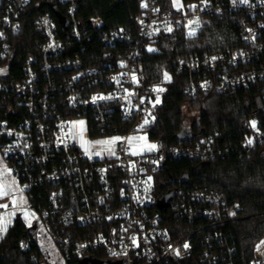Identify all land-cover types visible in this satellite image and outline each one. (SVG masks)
Returning <instances> with one entry per match:
<instances>
[{"label": "built area", "instance_id": "obj_1", "mask_svg": "<svg viewBox=\"0 0 264 264\" xmlns=\"http://www.w3.org/2000/svg\"><path fill=\"white\" fill-rule=\"evenodd\" d=\"M171 1L172 8L164 9L160 0H141L139 26L132 31L99 30L80 21L76 0H1L0 62L14 49L24 13L34 11L40 34L38 51L25 58L19 77L0 64V91L14 94L17 105L11 109L15 121L0 122V154L21 184L19 208L38 218H30V233L19 246L26 251L36 244L42 254L32 257L39 264H48L39 244L42 235L66 260L99 254L115 264H264L257 246L253 257L242 261L226 242L221 226L235 218L237 203L230 205L220 190L192 181L165 191L158 187L156 177L168 161L207 160L221 152L213 138L167 145L151 136L162 91L155 90L161 84L147 81L141 53L145 41L164 32L182 29L195 35L205 17L229 14L240 44L181 57L177 70L188 74L186 91L193 96L257 86L264 104V0ZM193 27L197 32L190 33ZM94 32L104 52L89 61L86 46ZM81 117L88 137L122 138L112 146L114 155L97 147L100 157L93 158L81 150L72 133V120ZM137 134L157 147L134 148L127 138ZM242 145L264 156V127L257 123ZM40 187L44 191L36 196ZM167 193L171 199L161 209ZM14 199H0L7 205L0 215L16 208ZM175 219L192 229L176 225Z\"/></svg>", "mask_w": 264, "mask_h": 264}, {"label": "trees", "instance_id": "obj_2", "mask_svg": "<svg viewBox=\"0 0 264 264\" xmlns=\"http://www.w3.org/2000/svg\"><path fill=\"white\" fill-rule=\"evenodd\" d=\"M77 15L80 21L99 25V30L124 28L136 31L139 26L141 0H76ZM189 1V0H184ZM164 9L172 8L171 0H160ZM34 11L23 14L20 32L14 36V49L0 64L9 65V75L19 77L22 65L30 53L38 51L36 41L40 34L33 24ZM92 25V24H91ZM95 33V34H94ZM92 41L87 43L86 55L89 61L102 57L103 47L94 32ZM240 44V36L229 14H216L205 17L203 27L189 35L185 30L164 32L141 47L142 62L146 79L150 83L161 84L162 104L156 112V120L151 136L162 139L165 144L178 141L184 125L186 109L197 112L191 125L193 138H213L217 155L207 160L173 159L167 162L156 177L161 190H169L182 182H193L220 190L230 205H235L236 216L221 228L226 242L236 249L238 259L249 261L255 248L264 237V156L257 150L243 147L253 127L251 120L257 119L264 127L263 95L258 87L240 88L230 94H220L212 90L206 94L192 95L186 91L189 76L178 71L181 57L202 56L218 49L235 48ZM165 74L170 79H165ZM17 107L16 97L0 91V122H14L12 110ZM186 175L184 181L180 179ZM37 192L44 188H36ZM185 230L192 229L190 224L180 219ZM81 227L76 226V229ZM85 229V228H84ZM31 227L22 214L18 213L12 226L0 240V264H39L32 257L42 254L36 244L24 251L19 240L28 236ZM99 255V254H98ZM96 258H105L101 255ZM67 264H86L81 258L68 259Z\"/></svg>", "mask_w": 264, "mask_h": 264}, {"label": "rangeland", "instance_id": "obj_3", "mask_svg": "<svg viewBox=\"0 0 264 264\" xmlns=\"http://www.w3.org/2000/svg\"><path fill=\"white\" fill-rule=\"evenodd\" d=\"M1 2V0H0ZM190 33H195L197 32L195 27H193L190 31ZM168 76V75H167ZM169 77V76H168ZM194 115H197V112L191 110V109H186L185 111V119H184V127L187 124V128L188 125L190 124V122H192L193 120L196 119V117H194ZM83 122V125H80L79 122ZM253 122H255V127L258 123L257 119H252L251 120V125L253 127ZM73 123V137L74 140L77 142V144L79 145V147L81 148V150H84L87 148V151H89V154L91 155V157L93 158H97L100 157V155H96L97 152L101 153L100 149H97V147H101L104 149H107L106 145H101V144H97V141H105V140H109L113 137L107 138V137H88L87 136V131H88V126H87V122L86 119L84 117L79 118L78 120H72ZM254 128V127H253ZM77 129V130H76ZM82 129V131H81ZM131 137H145L142 134H137V135H132ZM146 140H138V139H134L132 140V142L130 143L134 148H139V149H146L145 145H148L146 143ZM113 145H111L110 147L112 148ZM0 185H4L5 190L8 191V195L6 196H0L1 198L10 196L12 194H15L19 199L21 197V194L23 193L20 188L21 184L18 182V180L14 179L12 177L11 174V169L8 165V163L2 159L1 154H0ZM23 203L25 206L29 205V201L27 198L23 199ZM20 204V202H19ZM22 211V210H21ZM28 211V210H27ZM24 211L23 210V218L27 221V223H30V218H32L33 216L36 217V215L31 212V211ZM10 216V223L7 224V231L10 228V226H12L16 216H17V212L16 211H12V212H5L2 213L0 215V217H5L6 219L8 218V214H13ZM25 213H28L27 217L24 215ZM36 219L38 220V218L36 217ZM6 231V232H7ZM6 232H0V240L1 237L3 235H5ZM42 239H46L44 242L41 239L39 244L40 247L43 250V254L44 256L47 258L48 260V264H67V260L65 259V257L63 256V254L60 252L59 248L57 247V245L55 243L50 242L49 240H47V236L42 235ZM264 237L262 238L261 242L259 243V245H257L256 248V253L257 254H263L264 253ZM258 246H259V250H258ZM83 263L86 264H115V261L112 259H99L96 257H93L91 255H86L84 257L81 258Z\"/></svg>", "mask_w": 264, "mask_h": 264}, {"label": "snow or ice", "instance_id": "obj_4", "mask_svg": "<svg viewBox=\"0 0 264 264\" xmlns=\"http://www.w3.org/2000/svg\"><path fill=\"white\" fill-rule=\"evenodd\" d=\"M242 2H247V0H242ZM191 23H194V22H192V21H190V24ZM168 31H171V28H169L168 29ZM165 79H170L168 76H167V74H165ZM156 91H163V89H161V88H157V89H155ZM95 99V98H94ZM101 99H104V97H101ZM157 103L159 102V98H157V101H156ZM80 123V125H83V122L81 121V122H79ZM144 123L145 124H147L148 123V120L147 119H145V121H144ZM253 127H255V122H253ZM81 131H82V129H81ZM122 138H120V137H113V138H111V139H109V140H105V141H97L96 143L97 144H101V145H106V146H109V147H107V151H109L111 154H113L114 155V151L112 150V148L110 147L111 145H113V144H115L117 141H120ZM128 139V141H129V143H131L132 142V140H134V139H138V140H145L146 139V137H129V138H127ZM249 143H251V141H249ZM145 147L149 150V151H151V150H154L157 146L156 145H154V144H148V145H145ZM86 151H87V148L85 149ZM133 154H136L135 152H133ZM96 155H100V153L99 152H97L96 153ZM5 187L6 186H4V185H0V196H6V195H8L9 193H8V191H6L5 190ZM20 191H22V189L20 190ZM21 200H22V198H21ZM12 203L13 204H16L17 203V201L14 199L13 201H12ZM0 207H7V205H0ZM11 215H14V213L13 214H8V218L6 219L5 217H0V232H6L7 231V224L8 223H10V216ZM27 213H25V216L27 217ZM262 243H264V242H262ZM188 247V245L186 244L185 245V248H187ZM258 250H259V246H258Z\"/></svg>", "mask_w": 264, "mask_h": 264}, {"label": "water", "instance_id": "obj_5", "mask_svg": "<svg viewBox=\"0 0 264 264\" xmlns=\"http://www.w3.org/2000/svg\"><path fill=\"white\" fill-rule=\"evenodd\" d=\"M179 139L180 140H188L193 138V134L191 132V129H188L187 127H183L182 131L179 133ZM187 178L186 175H183V177L180 179V181H184ZM171 199V194L167 193L162 200L159 202V207L161 209H165L168 205V202Z\"/></svg>", "mask_w": 264, "mask_h": 264}, {"label": "crops", "instance_id": "obj_6", "mask_svg": "<svg viewBox=\"0 0 264 264\" xmlns=\"http://www.w3.org/2000/svg\"><path fill=\"white\" fill-rule=\"evenodd\" d=\"M3 159V158H2ZM4 160V159H3ZM12 174V173H11ZM12 177L14 178V179H16L13 175H12ZM17 180V179H16ZM20 188L22 189V187L20 186ZM12 195H14L15 196V200L17 201V203H16V208H14L13 210H11V211H7V212H12V211H16L17 212V214L18 213H20V214H22V216H23V210L21 211V209L19 208V202L21 201V197H20V199L15 195V194H12ZM11 196V195H10ZM22 196V195H21ZM28 212V211H27ZM28 214V213H27ZM25 215V214H24ZM24 217V216H23ZM34 217V216H33ZM32 217V218H33ZM26 221V220H25ZM26 223H27V221H26ZM28 224V223H27ZM4 237V235L1 237V239Z\"/></svg>", "mask_w": 264, "mask_h": 264}]
</instances>
